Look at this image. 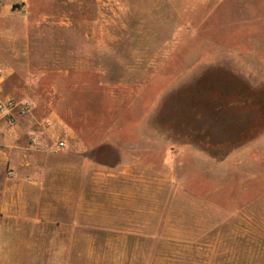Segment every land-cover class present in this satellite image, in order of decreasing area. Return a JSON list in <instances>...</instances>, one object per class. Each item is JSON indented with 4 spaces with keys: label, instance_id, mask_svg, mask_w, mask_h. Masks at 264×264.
<instances>
[{
    "label": "rangeland",
    "instance_id": "1",
    "mask_svg": "<svg viewBox=\"0 0 264 264\" xmlns=\"http://www.w3.org/2000/svg\"><path fill=\"white\" fill-rule=\"evenodd\" d=\"M0 73V150L105 207L32 264H264V0H0Z\"/></svg>",
    "mask_w": 264,
    "mask_h": 264
},
{
    "label": "crops",
    "instance_id": "2",
    "mask_svg": "<svg viewBox=\"0 0 264 264\" xmlns=\"http://www.w3.org/2000/svg\"><path fill=\"white\" fill-rule=\"evenodd\" d=\"M14 123L8 124L6 117L0 116V131ZM18 148L22 152L18 162L0 150V264H32L33 261L28 260V249L44 246L38 245V241H44L39 234L43 235L45 223L65 233L76 226L78 210H83L87 217L94 208L104 207L103 204L94 205L90 192L92 179L79 180L75 164L72 168L65 164L54 166L31 156L45 150L29 146ZM49 154L54 156L50 151ZM7 167L13 169L11 179L2 176ZM106 208L109 210L110 206Z\"/></svg>",
    "mask_w": 264,
    "mask_h": 264
},
{
    "label": "built area",
    "instance_id": "3",
    "mask_svg": "<svg viewBox=\"0 0 264 264\" xmlns=\"http://www.w3.org/2000/svg\"><path fill=\"white\" fill-rule=\"evenodd\" d=\"M1 79V73H0ZM31 109V104L28 101L16 103L13 100L0 101V114L6 117V121L9 124L15 122L16 117L26 116ZM65 146L64 142H56L54 146V152H58Z\"/></svg>",
    "mask_w": 264,
    "mask_h": 264
},
{
    "label": "trees",
    "instance_id": "4",
    "mask_svg": "<svg viewBox=\"0 0 264 264\" xmlns=\"http://www.w3.org/2000/svg\"><path fill=\"white\" fill-rule=\"evenodd\" d=\"M234 102V101H233ZM233 102H231V106L232 107H237V108H239L240 106H243L242 104H240L238 101L237 102H235V103H233Z\"/></svg>",
    "mask_w": 264,
    "mask_h": 264
},
{
    "label": "water",
    "instance_id": "5",
    "mask_svg": "<svg viewBox=\"0 0 264 264\" xmlns=\"http://www.w3.org/2000/svg\"><path fill=\"white\" fill-rule=\"evenodd\" d=\"M14 8H17V9H18V8H19V6H18V5H15V6H14Z\"/></svg>",
    "mask_w": 264,
    "mask_h": 264
}]
</instances>
